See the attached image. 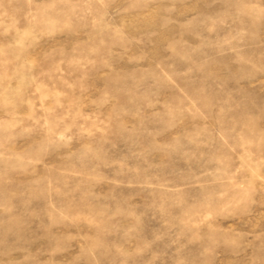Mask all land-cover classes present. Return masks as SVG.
<instances>
[{
	"label": "rangeland",
	"instance_id": "rangeland-1",
	"mask_svg": "<svg viewBox=\"0 0 264 264\" xmlns=\"http://www.w3.org/2000/svg\"><path fill=\"white\" fill-rule=\"evenodd\" d=\"M0 264H264V0H0Z\"/></svg>",
	"mask_w": 264,
	"mask_h": 264
}]
</instances>
